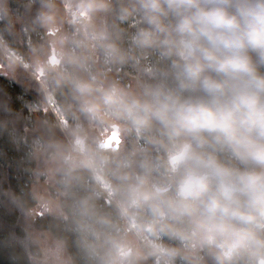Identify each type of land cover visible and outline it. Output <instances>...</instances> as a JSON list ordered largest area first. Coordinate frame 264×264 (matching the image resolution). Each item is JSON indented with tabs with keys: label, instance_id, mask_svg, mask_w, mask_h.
Returning <instances> with one entry per match:
<instances>
[{
	"label": "trees",
	"instance_id": "16d2710c",
	"mask_svg": "<svg viewBox=\"0 0 264 264\" xmlns=\"http://www.w3.org/2000/svg\"><path fill=\"white\" fill-rule=\"evenodd\" d=\"M55 1L9 0L12 16H1L0 34L25 60L31 50L43 52L41 9ZM248 1L257 11L255 5L261 2ZM238 2L109 0L105 38L100 44L99 40L92 42L96 60H67L61 76L44 68L48 92L67 122V137L70 143L86 141L84 153L93 166L71 168L62 164L56 176L60 193L53 189L54 197L60 199L59 216H30L38 202L33 188L36 153L43 147L45 131L59 137L65 154L72 149L64 141L55 117L45 108L46 94L31 82L23 85L0 76V264H31V256L40 255L31 242L35 230L49 231L62 242L71 264H166L146 245L140 246L143 260L136 259L132 252L127 255L130 248L124 250L125 237L133 232L127 224L128 229H124L126 220L123 222L122 216L131 218L129 214L133 213L137 230L163 248L171 264H257L264 257V232L254 230L262 220L256 207L257 200L264 196V181L257 185L261 188L256 192L250 166L224 150L227 143L221 128V118L227 114L242 120L260 109L264 115V61H259L257 68L246 66L235 72L223 60H211L209 82L198 89L199 82L193 79L195 64L179 62V68L174 69L177 61L168 60V56L175 57L172 47L181 46L180 38L186 37L193 24L206 28L205 22L213 16L231 21L219 27L220 34L223 28L229 29L244 42L264 45L257 30L264 20L239 10ZM195 13L199 16L193 19ZM74 28L75 24L69 29L74 32ZM74 48L81 52L85 46L78 40ZM86 64L91 65L89 69ZM107 77H112L111 84L124 86L134 79L144 94L108 104V110H113L129 130L126 147L118 156L106 151L104 143H96L103 126L87 109L83 93L88 79L100 101L108 99L111 91L100 88ZM187 116L193 120L192 146L191 151L183 147L180 152L186 154L182 167L175 162L176 148L183 141L180 119ZM35 122L44 124L45 131L40 124L41 134H37ZM94 129L97 131L92 134ZM205 129L212 137L200 138L206 134ZM190 172L203 173L198 179L213 181L207 200L199 208H193L186 200L189 197L181 192ZM172 176L176 181L173 185ZM224 180L237 187L239 196L232 202L224 201L217 191ZM142 183L159 195L139 206L136 200ZM100 184L106 192L111 191L112 198ZM194 215L209 227L250 229L252 254L234 259L210 244L196 254L189 253Z\"/></svg>",
	"mask_w": 264,
	"mask_h": 264
},
{
	"label": "rangeland",
	"instance_id": "374dc122",
	"mask_svg": "<svg viewBox=\"0 0 264 264\" xmlns=\"http://www.w3.org/2000/svg\"><path fill=\"white\" fill-rule=\"evenodd\" d=\"M108 1L109 0H56L50 5L42 6L41 13L45 36L43 37V52L31 50L29 59L27 60L20 54H17V52L10 47L2 34H0V60L4 61L0 62V76L10 78L19 84L23 82V85L31 82V84L36 85L38 91L42 90L43 94H46L45 108L48 113L53 114L55 117L64 141H67L72 149L65 154L63 151L64 144L59 137L57 135L54 137L53 134L51 135L50 132L45 131L44 124L40 123L43 125V131L47 134L42 135L43 147L36 153L37 167L34 173L36 181L33 188L38 202L30 210L31 217L60 215V199L54 197L53 189H56V193H60L57 188L56 176L64 162L71 168H76L78 166L93 167L92 160L84 153L86 141L82 139V144L75 142L70 143V138L67 137V122L65 117L61 114L52 95L48 92L47 81L43 78V74L45 73L44 68L47 67L49 68L48 71L51 70L58 76H61V74L64 73L67 60H72L73 62L82 60L83 62L88 61L90 63L96 60L98 55H96L97 51L92 49V46L94 48L92 42L99 40L100 44L101 40L105 38V23L107 25L109 19L106 12ZM259 1L261 3L255 5L257 11L254 10L253 5L248 0H239L238 9L246 13H253L252 15L257 16L259 21L264 20V1ZM65 4H72L75 7L80 6V8H77L78 13L81 12L80 10L87 9L89 16H92L93 20H91L86 27L79 28L78 24L80 21L77 20L74 23L72 22V10L69 8L70 11H68ZM201 8L204 10L206 7L202 6ZM9 10V0H0V18L1 16L4 17L5 13L12 16V12ZM196 15L197 13H195L193 19L199 16ZM74 24L75 28L74 32H72L73 29L70 30L69 28ZM222 27L224 26L222 25ZM221 28L216 29V31L206 30V28L200 26L199 23L193 24V29L191 27L186 37L183 39L180 38L181 46L174 45L172 47L173 56L175 57L171 58L168 56V60L177 61V65H172L174 69L179 68V62H188L197 66L195 69L196 74L193 75V79L198 80V89L207 86L209 82L211 75V60H223V62H226V64L224 63L225 66L232 68L235 72L243 71L246 66L257 68V66L260 65L259 61H264V54L261 52L264 45L257 46L254 43L244 42L238 35L232 33L229 29L223 28L220 34ZM220 36L224 38L220 39ZM78 40L82 42V46H85L81 52H77L74 48ZM84 43L87 44L85 45ZM52 51H54L55 60H60L61 63H55L56 61L53 65L49 63V57ZM22 65H25L24 68ZM86 66L89 69L91 65L89 66L86 64ZM40 70H42L43 74L39 77L38 72ZM221 71L220 69L218 72L220 73ZM25 76L28 77L23 81ZM41 77L42 79L40 80ZM88 79L85 80L83 86L87 109L92 113V117L98 119L103 126V130L98 132L96 143H107V138L113 136V132H115L114 138L108 142V150L106 151L118 156L126 147L129 130L113 113V110H108V104L109 102L121 103L129 98H140L143 97L144 94L139 84L134 79H131L129 84L124 86L116 83L111 84L112 77H107L103 86L102 83H100V88L103 89L104 87L105 89L103 90H110L111 92H109L108 99H104L101 102L97 93L93 90L90 83L91 81ZM252 82L255 81L253 80ZM255 113H258V115H255ZM180 121L182 122L183 141L180 147L176 148L177 155L181 154L180 152L183 147L191 151L192 146L190 129L191 125H193V120L187 116L181 118ZM221 121L223 122L221 125L223 129L222 136L228 144H226V146L224 145V150L229 151L235 160L250 166V174H252L256 184H254V189L256 192L260 191L259 189L261 186L258 187L257 185H260L264 181V115L260 112V109L257 111L254 109V113L251 117L235 120L227 114L221 118ZM40 124L38 125V122H35L34 125L37 134H41L39 131L41 128ZM95 131L97 130L94 129L92 134H94ZM205 133L206 134L201 135L200 138L205 139L212 137L209 130L205 129ZM116 138H118V141ZM218 141L219 139L215 140L216 143H218ZM183 154L186 155L185 153ZM188 157L189 156H187V158ZM184 161H181L177 166H182ZM190 174H194L195 178L198 179L203 173L190 172L186 175V178L189 177ZM175 182L174 176H172L170 183L173 185ZM212 182L211 178H208L194 183L193 187L192 184H190L187 188L188 192L192 193L186 200L189 201L193 208H199L205 200H207L209 196L207 191L208 186H212ZM183 184L184 182L181 183V186ZM228 187L233 188L235 192H231ZM150 188L151 186L147 183H142L138 188L136 203L139 206L154 200L159 195L155 190H151ZM236 188L234 184L224 180L223 183L218 185L217 191L224 201L232 202L236 196H239L236 192ZM107 191L111 194V191ZM181 192H184L183 194L185 196L188 194L184 189H182ZM262 200H264V196ZM262 200H257L258 205L256 207L259 219L262 220L258 221L254 226V230L259 232H264V202H262ZM129 216L131 218L122 216L123 222L124 220L130 219L131 225L142 240L164 251V249L157 245L150 236L144 234L142 230H137L135 225L136 213L132 215L129 214ZM125 222L123 227L124 229H128L126 225L127 221ZM191 225V234L193 237L189 243V253L196 254L199 250H203L204 246L207 244L216 246L221 253L234 259L240 258L242 254H252L253 252L249 243L250 229L242 227L235 231L229 225L221 228L209 227L196 215H194ZM128 226L131 228L129 224ZM31 236H33L31 240L32 244L36 245L40 252L39 256H31V264H71L63 243L55 239L49 231L35 230ZM125 241L124 250L130 248L132 254L138 260H143L145 258L143 251L140 249V246L143 244L134 232L128 233L125 237ZM156 256L161 259L159 255Z\"/></svg>",
	"mask_w": 264,
	"mask_h": 264
},
{
	"label": "water",
	"instance_id": "95a60500",
	"mask_svg": "<svg viewBox=\"0 0 264 264\" xmlns=\"http://www.w3.org/2000/svg\"><path fill=\"white\" fill-rule=\"evenodd\" d=\"M56 58H55V54H54V51H52V54H51V56L49 57V63L50 64H55V63H60V60H55ZM56 61V62H55ZM55 62V63H54ZM42 74V72L40 71L39 73H38V75H41ZM38 80H39V78H38ZM115 132H113V136H110V137H108L107 138V143H105L104 144V146L107 148L108 146V142H110L111 141V139L112 138H114V136H115ZM116 140L118 141V138H116ZM102 145V144H101ZM185 155L182 153V154H180L179 156L177 155V157H176V159H175V162H176V164H179L181 161L183 162L184 160H185ZM174 162V163H175ZM198 181H201V179H196L195 177H188V179H187V181L185 182L186 184H184V186H183V189L184 190H186L187 191V197L188 196H190V194L192 193V192H188V190H187V188L190 186V184H192V187H193V184L194 183H196V182H198ZM228 189L231 191V192H233V188H230V187H228ZM131 254V249H129L128 250V252H127V255H130ZM257 264H264V257L263 258H261V259H259L258 260V262H257Z\"/></svg>",
	"mask_w": 264,
	"mask_h": 264
},
{
	"label": "flooded vegetation",
	"instance_id": "af4514ba",
	"mask_svg": "<svg viewBox=\"0 0 264 264\" xmlns=\"http://www.w3.org/2000/svg\"><path fill=\"white\" fill-rule=\"evenodd\" d=\"M66 5V7L68 8L67 10L68 11H70L69 10V8H71V12H72V14H71V19H72V22L74 23V22H76L77 20H79L80 22H79V24H78V27L79 28H81V27H86V25H89V23H90V21L91 20H93V17L92 16H89V14H88V10L87 9H85V10H80L81 12L80 13H78L77 12V8H80V6L78 7H75L74 5H72V4H65ZM80 5V4H79ZM235 191L233 190V193H234ZM262 202H264V200H262Z\"/></svg>",
	"mask_w": 264,
	"mask_h": 264
},
{
	"label": "clouds",
	"instance_id": "9594fccd",
	"mask_svg": "<svg viewBox=\"0 0 264 264\" xmlns=\"http://www.w3.org/2000/svg\"><path fill=\"white\" fill-rule=\"evenodd\" d=\"M205 23H206V30H207V28H210V27L219 28L221 25L225 23L230 24L231 21L230 20L225 21L223 17L213 16V17H209ZM257 30H258V38L264 40V22H261L257 25ZM219 38L223 39L224 37L220 36ZM224 70L226 71L227 69L224 68Z\"/></svg>",
	"mask_w": 264,
	"mask_h": 264
},
{
	"label": "built area",
	"instance_id": "2783aa9c",
	"mask_svg": "<svg viewBox=\"0 0 264 264\" xmlns=\"http://www.w3.org/2000/svg\"><path fill=\"white\" fill-rule=\"evenodd\" d=\"M25 66V65H24ZM24 66L22 65V67L24 68ZM101 185V184H100ZM102 186V185H101ZM103 190H104V187L102 186ZM106 192V190H104ZM108 197L109 198H112V195L110 193H108V191L106 192ZM124 216L126 217V215L124 214ZM130 219L126 220L127 221V224H129L131 226L130 229H132V231L136 234L137 238L140 240V242L143 244V245H146V246H150V244L144 240L141 239V237L137 234L136 230L133 228V226L131 225ZM152 249H154L158 255L160 256L161 259L165 260V263L166 264H171L170 261H169V258L166 256L165 252L159 248H156L155 246L151 245Z\"/></svg>",
	"mask_w": 264,
	"mask_h": 264
},
{
	"label": "bare ground",
	"instance_id": "6f19581e",
	"mask_svg": "<svg viewBox=\"0 0 264 264\" xmlns=\"http://www.w3.org/2000/svg\"><path fill=\"white\" fill-rule=\"evenodd\" d=\"M150 244V243H149ZM151 245L152 244H150V246H147V247H149V248H151L152 249V247H151ZM154 250V249H153ZM155 251V250H154ZM156 252V251H155ZM157 253V252H156ZM157 255H158V253H157ZM167 256V255H166ZM165 261V260H164Z\"/></svg>",
	"mask_w": 264,
	"mask_h": 264
},
{
	"label": "crops",
	"instance_id": "0c3cea01",
	"mask_svg": "<svg viewBox=\"0 0 264 264\" xmlns=\"http://www.w3.org/2000/svg\"><path fill=\"white\" fill-rule=\"evenodd\" d=\"M60 63H61V61H60Z\"/></svg>",
	"mask_w": 264,
	"mask_h": 264
}]
</instances>
